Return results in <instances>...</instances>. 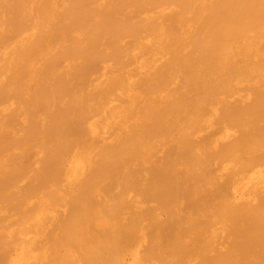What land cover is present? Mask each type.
I'll list each match as a JSON object with an SVG mask.
<instances>
[{"label":"bare ground","instance_id":"obj_1","mask_svg":"<svg viewBox=\"0 0 264 264\" xmlns=\"http://www.w3.org/2000/svg\"><path fill=\"white\" fill-rule=\"evenodd\" d=\"M0 264H264V0H0Z\"/></svg>","mask_w":264,"mask_h":264}]
</instances>
